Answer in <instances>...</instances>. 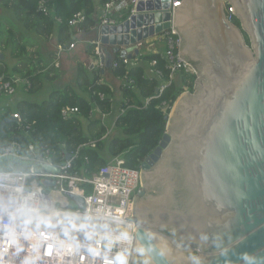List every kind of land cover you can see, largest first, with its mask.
Returning <instances> with one entry per match:
<instances>
[{
    "label": "water",
    "instance_id": "95a60500",
    "mask_svg": "<svg viewBox=\"0 0 264 264\" xmlns=\"http://www.w3.org/2000/svg\"><path fill=\"white\" fill-rule=\"evenodd\" d=\"M169 31L198 78L194 92L176 100L166 134L141 165L132 264H264V0H138L124 21L99 28L105 70L116 57L132 61L145 42ZM40 160L43 170L60 174L51 160ZM66 196L85 209L83 198ZM61 225L101 224L73 216L20 218L25 228ZM102 226L132 232L127 225Z\"/></svg>",
    "mask_w": 264,
    "mask_h": 264
},
{
    "label": "trees",
    "instance_id": "16d2710c",
    "mask_svg": "<svg viewBox=\"0 0 264 264\" xmlns=\"http://www.w3.org/2000/svg\"><path fill=\"white\" fill-rule=\"evenodd\" d=\"M39 1L0 0V7L12 10L19 20L24 16L22 21L26 27L45 33H50L55 27L56 18L61 19L63 23L59 25V42L67 50L71 45L76 46L77 34L88 35L100 27L101 21L94 17L95 7L92 0H53L54 19L51 15L46 16L38 11ZM107 1L101 0L102 5ZM129 12L130 10L125 11L121 17H115L117 22L124 21ZM78 13L84 15V22L77 28H70L69 21ZM232 23L241 29V24L236 18H232ZM244 38L246 44L250 45L245 33ZM18 43L15 30L7 28L0 15V51H10L11 56L16 57L20 51ZM86 56L87 58L77 65L75 88L68 86L63 91L53 92L47 103L20 104L17 113L23 119V127L29 126L30 130L26 132L19 129V125L9 123L3 129L0 128V144L2 147L14 142H19L24 147L32 144L45 146L52 151L54 163L60 164L66 156H70L73 158L71 172H77L87 178L108 166L113 159L122 160L126 169L138 170L157 149L166 134L167 118L176 100L183 93L194 92L197 77L182 75L176 82L166 85L160 93L156 91L162 84L169 82L166 62L160 55L142 54L135 60L148 64L156 62L154 70L161 74L162 83L146 79L142 68L130 67L128 70L123 61L116 57L114 62L118 66H113L110 72L124 82L121 86V109H124L125 113L115 123L117 136L103 139L107 133L105 124L99 119H90L89 114L94 107L105 115L112 113V90L102 84V70L89 71L86 67L88 59L97 58L94 45L87 47ZM42 70L43 67L33 70L20 67L11 71L5 62H0V72L8 78H14L13 74L21 75L33 85L30 94L40 89L34 80ZM101 95L108 98L101 99ZM146 100H149L148 105H145ZM164 105L169 108L165 110ZM66 108L78 109L79 113L69 120H64L61 112ZM10 114L11 110L6 117ZM92 144H95V148L91 147ZM31 166L32 163L21 160H0L2 171L27 172ZM36 168L39 169V166Z\"/></svg>",
    "mask_w": 264,
    "mask_h": 264
},
{
    "label": "built area",
    "instance_id": "2783aa9c",
    "mask_svg": "<svg viewBox=\"0 0 264 264\" xmlns=\"http://www.w3.org/2000/svg\"><path fill=\"white\" fill-rule=\"evenodd\" d=\"M137 3L138 0H108L103 5L101 26L116 25L118 22L115 17H121ZM179 5L180 3L173 2V7ZM38 11L46 16L54 14L53 0H40ZM227 14L232 22L234 12L231 7H228ZM84 20V15L78 13L68 25L70 28H77ZM56 22L59 25L63 23L59 18H56ZM159 40L166 45L161 57L169 72V82L160 87L159 92L162 93L166 85L176 82L182 75L197 77V72L192 65L180 58V39L175 32L169 31L161 35ZM93 45L95 55L100 58L102 53L99 41L93 42ZM74 48L75 45L69 47L70 50ZM60 50L65 49L61 46ZM119 58L126 68L131 67L130 60ZM99 65L102 67V64ZM155 65L156 62L151 63L154 75L161 77L160 73L155 72ZM113 66L116 68L118 64L114 62ZM21 85L29 87L30 82L22 78H8L0 72V98L12 99ZM100 98L107 97L101 95ZM164 106L165 110L169 108ZM5 108L1 109L2 115L6 114ZM78 113V109L66 108L62 110L61 116L64 120H69ZM93 116L91 111L89 117ZM8 119L19 125V129L26 132L30 130L29 126L23 127V119L18 113L12 114ZM91 147L95 148V144ZM41 157L51 160L52 165L60 169V174L43 170L40 167ZM0 160H21L33 164L27 172L0 170V264H132L137 228V224L131 220L132 204L142 186L141 167L129 170L124 167L122 160L117 159L87 178L71 172L72 157L69 161L56 164L53 162L52 151L47 147L38 144L24 147L19 142L5 147L0 144ZM53 181L56 182L53 189L44 184ZM67 193L83 198L85 209L78 208L66 196ZM54 195L56 199L52 200ZM70 208L72 210H67ZM52 209L57 211L55 217L51 216ZM22 215L51 221L59 216H73L96 220L101 225H61L52 231L39 230L20 226ZM103 223L127 225L132 232L126 234L110 231L103 228Z\"/></svg>",
    "mask_w": 264,
    "mask_h": 264
},
{
    "label": "crops",
    "instance_id": "0c3cea01",
    "mask_svg": "<svg viewBox=\"0 0 264 264\" xmlns=\"http://www.w3.org/2000/svg\"><path fill=\"white\" fill-rule=\"evenodd\" d=\"M94 7H95V19L97 21H101V17L103 14V5L101 3V0H92ZM0 15L3 17L4 24L7 28H12L15 30L17 34V40H18V51L19 54L16 57H12L10 54V51L6 53H2L1 55L3 61L6 63L9 70H14L16 68L20 67H26V69H35L43 67V70L41 73H38L36 76L37 78L34 80L35 84L40 87V89L36 93H29L30 89L32 88V84H30L29 87L27 86H19L16 94L14 96H17V92L19 91L22 93H27L29 95H37L40 93L45 84L46 86H52L51 94L49 97V100L52 96L53 92L56 91H63L68 86L75 88V81H76V70L77 65L84 61L86 56V50L87 47L90 45H93V42L98 40V27L96 30H93L91 34L84 35V34H77V44L74 49H65L64 51L60 50L61 44L59 42V24L57 22L55 27H53L50 33L42 32V30L37 31L34 30V28L26 27L25 23L22 21L25 19L23 16L22 20H19L15 17L12 10L5 9L4 7H0ZM55 14H51L50 17L54 19ZM118 17V16H116ZM82 47V49L80 48ZM63 47V46H62ZM79 48L81 51L78 52ZM166 49V45L164 42L159 40V37H155L153 39H149L143 46L139 48L136 53L133 54V60L131 61V67H138L142 68L144 70L145 78L149 80H158L161 82V78L154 75L153 69L151 67V64L144 63V62H138L135 60L137 57H139L142 54H151V55H162ZM12 61L7 62L6 59L9 58ZM9 59V60H10ZM102 64V67L99 65ZM86 67H88L89 71H93L95 69L102 70L103 73V79L102 84L107 85L112 90V96L110 98V101L113 103L112 105V113L110 115L103 114L98 108L94 107L92 109L94 116L90 119H99L103 121L107 128V133L103 137V139H111L114 136H117L118 132L115 130V123L117 119L125 113L124 109H121V103L123 101L122 93H121V86L123 85V80L119 79L111 74V70H105L104 63L101 61L100 58H90L88 59V62L86 63ZM45 67V68H44ZM128 70H130L128 68ZM14 78H22L21 75L13 74ZM23 79V78H22ZM162 83V82H161ZM163 85V84H162ZM161 85V86H162ZM160 90V89H158ZM157 90V91H158ZM156 91V92H157ZM159 92V91H158ZM21 93V94H22ZM108 98V97H107ZM106 98V99H107ZM5 99L6 103L2 104L0 102V116L1 109L5 108L6 105H8V108H5L6 114L11 110V114L6 117L5 115H2L0 117V128L3 129L4 127H1L2 123L10 118V116L14 113L18 112V107L20 104L23 103H34V104H43L39 102H27L26 100H17L8 97L0 98V101ZM45 101L44 103L49 102ZM149 100L145 101V105H148ZM86 125H88L87 122H85ZM67 159V156H66ZM66 159L63 160L67 161ZM117 159L111 160L110 163L115 162ZM10 161V160H6Z\"/></svg>",
    "mask_w": 264,
    "mask_h": 264
},
{
    "label": "rangeland",
    "instance_id": "374dc122",
    "mask_svg": "<svg viewBox=\"0 0 264 264\" xmlns=\"http://www.w3.org/2000/svg\"><path fill=\"white\" fill-rule=\"evenodd\" d=\"M227 3V1H226ZM80 48L82 49V47L80 46ZM79 48L78 52L81 51V49ZM10 59V56L9 58L6 59L7 62H10L12 61ZM51 89H52V86H44L43 90L38 93L37 95H29L27 93H22L19 91L17 92V96H14L13 98L17 100H26L27 102H39V103H44L45 101H48L49 100V97H50V94H51ZM22 93V94H21ZM2 104L6 103V100L3 99L0 101ZM18 102V101H17ZM74 209V208H73ZM67 210H72V208L70 209H67Z\"/></svg>",
    "mask_w": 264,
    "mask_h": 264
},
{
    "label": "bare ground",
    "instance_id": "6f19581e",
    "mask_svg": "<svg viewBox=\"0 0 264 264\" xmlns=\"http://www.w3.org/2000/svg\"><path fill=\"white\" fill-rule=\"evenodd\" d=\"M56 199V196L54 195L53 197H52V200H55ZM57 215V211H55V210H51V216L52 217H55Z\"/></svg>",
    "mask_w": 264,
    "mask_h": 264
}]
</instances>
